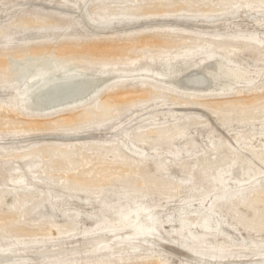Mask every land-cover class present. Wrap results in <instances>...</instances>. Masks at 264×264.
<instances>
[{"label": "rangeland", "instance_id": "rangeland-1", "mask_svg": "<svg viewBox=\"0 0 264 264\" xmlns=\"http://www.w3.org/2000/svg\"><path fill=\"white\" fill-rule=\"evenodd\" d=\"M0 264H264V0H0Z\"/></svg>", "mask_w": 264, "mask_h": 264}, {"label": "bare ground", "instance_id": "bare-ground-1", "mask_svg": "<svg viewBox=\"0 0 264 264\" xmlns=\"http://www.w3.org/2000/svg\"><path fill=\"white\" fill-rule=\"evenodd\" d=\"M94 82H95L94 80H85V79H82V80H80V82L75 83V85L72 84L73 86L71 85L70 88L67 89V90H65V91L74 90V91H78L79 92L80 90H83V89H85V88L93 85ZM62 87L63 86H60V87H52V89L49 91V93L46 92V94H48V95L47 96L44 95L43 99H45V98H46V100H49L51 98L55 99V97L57 96V94L62 92L61 91L62 90Z\"/></svg>", "mask_w": 264, "mask_h": 264}]
</instances>
